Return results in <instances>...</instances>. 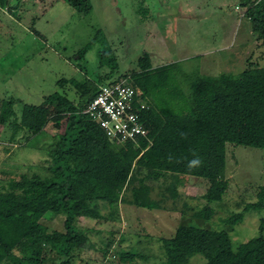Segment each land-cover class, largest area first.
Masks as SVG:
<instances>
[{"label":"rangeland","instance_id":"374dc122","mask_svg":"<svg viewBox=\"0 0 264 264\" xmlns=\"http://www.w3.org/2000/svg\"><path fill=\"white\" fill-rule=\"evenodd\" d=\"M90 3L86 14L64 0H9L0 5V102L11 98L18 115L23 104L38 105L54 91L76 103L80 95L72 83L88 79L98 87L116 80L130 82L146 52L151 68L168 65L167 79L158 76L153 83L150 102L172 111L177 108L175 91L186 94L193 75L239 72L249 64H264V42L248 30L245 8L238 0ZM103 52L105 60L115 56V69L102 63ZM166 82L174 92H166ZM62 129L50 119L38 134L22 130L11 139L7 126L0 125V183L23 173L49 175L48 150ZM226 161L228 187L222 200L212 203L209 220L194 216L206 203L208 181L179 175L177 197L172 198L168 189L176 176L168 173L147 181L158 208L120 203L114 219L80 217L77 225L92 230L93 246L76 250L74 264H164L161 238L172 237L179 225L224 230L238 242L258 236L264 209L245 212L235 225L222 219L258 200L264 187V149L228 143ZM40 221L50 230H64L62 215ZM130 250L137 252L134 259L121 260L120 255ZM45 264L57 262L52 258ZM188 264H204V259L197 255Z\"/></svg>","mask_w":264,"mask_h":264},{"label":"trees","instance_id":"16d2710c","mask_svg":"<svg viewBox=\"0 0 264 264\" xmlns=\"http://www.w3.org/2000/svg\"><path fill=\"white\" fill-rule=\"evenodd\" d=\"M8 1L0 0V5ZM64 1L78 13L91 10L90 0ZM238 1L245 8L248 30L264 42V0ZM100 54L103 64L117 67L114 55L105 60L106 54ZM139 60L140 70L131 74L130 83L142 92L145 107L135 102L134 108L147 134L137 145L115 143L84 113L98 88L88 79L72 83L80 95L76 103L54 91L38 105L23 104L18 115L11 98L1 100L0 125L7 126L11 139L22 130L38 134L50 119L63 129L48 150L49 175L23 173L0 183V264H45L52 258L57 264H74L76 250L93 246L92 230L77 225L80 217L114 219L120 203L158 208L147 181L168 173L176 176L168 189L172 198L177 197L179 175L208 181L206 203L194 216L209 220L212 203L221 201L228 187L226 145L264 149V64H249L239 72L195 74L186 94L175 91L177 108L166 111L150 102L149 95L158 76L167 79L168 65L151 68L146 52ZM164 87L166 92L172 89L168 82ZM263 209L264 187L256 202L222 221L235 225L245 212ZM57 215L64 217V230H50L40 221ZM259 229L258 236L238 242L224 230L179 225L172 237L161 238L164 264H188L197 255L204 264H264V218ZM136 254L130 250L120 258L130 261Z\"/></svg>","mask_w":264,"mask_h":264},{"label":"built area","instance_id":"2783aa9c","mask_svg":"<svg viewBox=\"0 0 264 264\" xmlns=\"http://www.w3.org/2000/svg\"><path fill=\"white\" fill-rule=\"evenodd\" d=\"M141 94V90L126 79L111 81L98 86L84 113L96 121L115 143L124 145L132 142L137 145L138 138L147 134V129L134 108L135 102L140 108L145 107L139 98Z\"/></svg>","mask_w":264,"mask_h":264}]
</instances>
